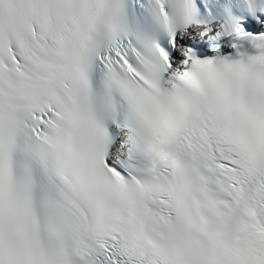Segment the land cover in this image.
<instances>
[{
  "label": "snow or ice",
  "instance_id": "6c2138e0",
  "mask_svg": "<svg viewBox=\"0 0 264 264\" xmlns=\"http://www.w3.org/2000/svg\"><path fill=\"white\" fill-rule=\"evenodd\" d=\"M0 264H264V0H0Z\"/></svg>",
  "mask_w": 264,
  "mask_h": 264
}]
</instances>
